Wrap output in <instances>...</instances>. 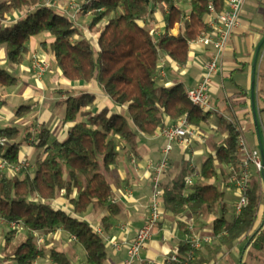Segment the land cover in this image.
Wrapping results in <instances>:
<instances>
[{"label": "trees", "instance_id": "1", "mask_svg": "<svg viewBox=\"0 0 264 264\" xmlns=\"http://www.w3.org/2000/svg\"><path fill=\"white\" fill-rule=\"evenodd\" d=\"M182 1L88 0L81 6L84 12L93 10L87 28L92 30L102 22L96 30L95 49L83 28L56 7L43 5L42 0H0V48L11 66L25 60L32 37L46 32L52 40H44L40 46L52 54L64 78L81 83L95 81L104 95L125 109V113L108 107L93 111L87 107L94 101V94L78 96L60 89L59 93L67 94L61 101L65 103L63 120L73 123L65 139L51 140L44 124H34V132L24 134L18 125L0 127V139L4 140L0 142V157L10 163L20 160V146L30 135L32 145L42 148L41 155L18 174L0 172V218L20 221L25 231L24 240L10 256L16 264H31L41 258L50 264H70L66 254L48 246L45 239L58 229L74 236L82 246L84 264H104V236L79 215L90 206L106 210L109 216L118 212L110 200L113 170L121 150H134L137 137L153 135L166 117L174 122L185 117L200 129L210 118L209 112L203 113L188 100L182 82L167 85L155 78L161 58L179 67L187 64L188 42L209 30L208 3L217 13L224 7V0H187L189 10H185ZM155 8L161 11L164 21L158 36L152 24ZM16 13L20 15L15 17ZM176 26L178 31L173 34ZM17 82L14 73L0 67V107L7 103L6 90ZM30 112L31 106L23 104L15 115L25 118ZM217 120L218 134L225 137L217 141V134L210 135L205 143L213 154L202 162L192 183L184 182L190 173L185 165L178 178L165 187L162 198L166 211L192 215L195 221L211 217L210 240L195 249L180 243L178 261L164 264L215 263L241 237L247 242L242 263L264 264V227L262 217H258L264 199L260 176L252 170L246 192L248 202L240 212L233 211L231 219L225 215L224 191L212 182L220 174L226 176L228 165H237L241 158L238 127L222 115ZM119 140L124 144L120 148ZM109 216L101 221L104 232L111 226ZM16 232L11 229L9 233ZM34 232L44 236L40 245Z\"/></svg>", "mask_w": 264, "mask_h": 264}, {"label": "crops", "instance_id": "2", "mask_svg": "<svg viewBox=\"0 0 264 264\" xmlns=\"http://www.w3.org/2000/svg\"><path fill=\"white\" fill-rule=\"evenodd\" d=\"M66 4L56 2L58 11L69 14H75V18L80 15L81 20L76 24L83 28L85 35L89 38L96 37L98 31L94 34L87 28V23L91 15L80 9L75 12L71 8V4H79L82 6L88 0H68ZM180 5L189 10L187 0L182 1ZM264 10V0H246L242 6L239 26L234 28L229 36L228 42L222 52L219 60V69L214 80H212L211 91L217 92L220 88L223 89L225 102L220 104V107L214 108V112L220 109L228 111L232 115L233 122L238 127L241 136L247 141L251 148H258L264 152V109H262V116L258 117L260 123L254 120L256 114L250 111L248 100L251 97L250 86H253V77L255 75L256 62L264 45V17H261L260 12ZM155 23L153 24L154 32L158 35L164 28V21L161 11L155 8ZM102 22L96 27L100 26ZM178 27L172 29V33L176 34ZM92 36V37H91ZM33 38V37H32ZM31 38V39H32ZM30 39V40H31ZM50 42L52 39H44ZM41 40L40 42L44 41ZM39 42V43H40ZM38 43V41H37ZM37 43L29 46L27 63L24 61L19 64L15 70L18 82L16 85L9 87L5 92V99L7 103L0 107V126L7 123L12 117H17L16 105L22 100H25L31 106V112L28 116H32V121L29 117L18 118L17 121L22 122V128H25L26 133L34 129L28 127L44 124L48 127L51 137L57 140H63L67 136L68 130L72 123L64 122V107L65 103H61L67 98V94L58 90L69 91L72 95L82 96L85 93L95 95L94 101L87 107L93 111H98L107 106L110 111L117 112L123 109V106L113 104L109 98L102 93L95 81L89 83L72 82L63 77L61 70L55 64L54 58L50 52L44 51L40 44ZM212 53V48L194 45L188 50V61L183 67H179L176 63L171 62L167 58H162L165 77L158 79V82H163L171 85L177 82H182L186 79L184 86L187 88L196 84L202 73L201 63L206 55ZM33 55L44 58L49 63L48 70L44 75L37 79L31 71V58ZM25 57V58H26ZM13 90L10 92L9 90ZM54 101L51 104L50 101ZM13 103H15L13 105ZM56 106H59L61 112L56 121L55 112ZM260 108V107H259ZM261 111V109H260ZM254 112V110H253ZM225 113V112H224ZM256 117V116H255ZM54 123H56L54 125ZM174 121L166 117L164 125L173 124ZM217 125V124H216ZM37 126V127H38ZM36 127V128H37ZM203 128V129H202ZM202 131L206 128V124L202 125ZM218 130V125L212 127ZM209 129V127H208ZM24 131V132H25ZM215 134L219 133L214 132ZM207 139L210 134H207ZM225 137L223 133L217 138V141ZM32 135L20 147L19 156H26L29 161L36 160L41 150L33 148L31 141ZM120 146H124L123 142L119 140ZM165 145V138L156 131L153 135H139L136 140L134 150L129 147H124L121 150L119 161L113 170L112 180V196L118 208V212L112 216L104 209L93 208L92 206L79 215L84 221L92 225L94 228L101 226L103 217L109 216L111 226L104 233L109 238L115 240L119 244V248L115 249L109 242H106V258L104 264H123L126 257V246L133 238L136 230L143 224L148 210L147 204L151 194L152 184L150 181L151 165L156 163L160 158L161 149ZM213 151L206 143L194 142L189 149H185L177 143H174L171 156L170 165L162 178L164 187H169L177 178L185 165L190 171V175L198 174L202 162ZM135 157L136 164L130 162V156ZM188 174V175H189ZM187 175V176H188ZM260 184L264 192V174L260 175ZM61 202V201H60ZM61 204V203H60ZM63 205V203H62ZM258 217H262V224L264 227V199L260 207ZM211 217L205 221H195L193 223V231L201 234H208L211 224ZM189 215L185 213H172L165 210L162 199V218L154 229L150 239L146 242L141 251V257L149 264H164L165 258L174 252L185 236ZM65 231L59 229L48 236L46 240H51L59 251H63L70 260V264H84L85 252L83 248H79L71 235L69 240L62 238ZM67 234V233H66ZM68 235V234H67ZM246 238L241 237L234 245V247L220 255L215 263L231 259L232 264H243L246 259L247 247ZM80 257V259H79ZM39 264H50L47 259H39ZM226 262V261H225ZM227 263V262H226ZM228 264V263H227Z\"/></svg>", "mask_w": 264, "mask_h": 264}, {"label": "built area", "instance_id": "3", "mask_svg": "<svg viewBox=\"0 0 264 264\" xmlns=\"http://www.w3.org/2000/svg\"><path fill=\"white\" fill-rule=\"evenodd\" d=\"M246 0H224L223 9L217 13L211 2L208 3V15L206 17V24L208 31L201 32L195 39L188 42V47L194 45H201L212 48V53L206 55L203 59L202 73L195 85L186 89V96L188 100L197 106L203 113H214V108L210 104V86L213 77L218 72L219 60L222 52L228 42L229 36L234 28L239 26V18L242 6ZM45 6L56 7L54 0H42ZM79 12L81 6L79 4H71L70 6ZM93 10H88L86 13L91 15ZM69 17L74 22L76 20L75 14H69ZM75 23V22H74ZM163 59L159 61V68L155 75L156 79H163L165 71L162 65ZM31 71L37 79H40L49 68V63L42 57L33 55L31 58ZM159 133L165 138V145L161 149L160 158L156 163L151 165L150 181L152 184L151 194L147 204V216L143 224L136 230L133 238L126 246V257L123 264H149L141 257V251L146 242L150 239L158 222L162 218V198L165 187L162 184V178L170 165V156L173 149V143H177L185 149H189L191 145L198 141L205 143L207 136L202 129L193 127L185 117L178 119L173 124L163 125L159 129ZM0 139V142H3ZM238 153L240 154V161L237 165L230 164L227 167L226 176H220L225 186H232L234 195L236 197L233 202V211L238 213L246 206L248 199L246 192L249 188V180L254 170L259 176L264 174V152L258 148H251L243 136L238 139ZM130 162L135 165L136 161L133 155L130 156ZM30 166L29 159L24 156L21 157L17 163H10L5 158L0 157V172L7 175L18 174L22 169ZM191 171V170H190ZM198 174L188 175L185 177V184L190 185ZM227 178V179H226ZM114 202V199L110 200ZM194 218L189 216L186 233L182 243L189 245L192 249L199 248L202 243L208 242L210 236L208 234H201L193 231ZM0 224L6 225L9 229L17 231L23 230V225L20 221L7 222L0 218ZM96 233L104 236L106 242H110L115 249L119 248V244L109 238L103 233L100 227L94 228ZM59 230V229H58ZM36 236V243L40 245L43 242L44 236L38 232H34ZM74 240L75 237L71 236ZM166 261H178V248L165 258ZM164 262V263H165ZM31 264H39L34 261Z\"/></svg>", "mask_w": 264, "mask_h": 264}, {"label": "rangeland", "instance_id": "4", "mask_svg": "<svg viewBox=\"0 0 264 264\" xmlns=\"http://www.w3.org/2000/svg\"><path fill=\"white\" fill-rule=\"evenodd\" d=\"M54 1L55 2H57V1L61 2L62 1L60 4H66L67 6H68V3H69L68 0H54ZM74 1H77V0H74ZM57 3H59V2H57ZM260 14H261V17H264V10H262V12H260ZM19 15H20V13H16L15 17H18ZM153 16H154V18L152 19V24H154L155 20H156L155 15H153ZM80 20H81V18H80V15H79L74 22L77 23ZM97 28L100 29V26L93 27L91 32H93L95 34L97 32L96 31ZM155 35L158 36V34L156 32H155ZM49 38L52 39V36L50 34H48L46 32L40 33V34L34 36L29 41L28 46H32L33 44L35 45L37 43V41H38V43H37V45H38V44H40L39 42L41 40L49 39ZM91 41L94 42L93 47L96 49L97 46L95 44L94 37L91 38ZM25 62L26 63L28 62L27 61V57L24 60V63ZM0 67L9 69L14 74H15V70L17 68V66H11L8 63L2 48H0ZM214 77H213V80H214ZM184 84H186V79L184 80ZM211 86H210V92H209L210 104H211V106L213 108H218V107H220V104L222 102H223V104L225 102L223 89L220 88L217 92H212L211 91ZM12 90H13V88L10 89L9 91L11 92ZM250 92H251V97L248 100L250 111H252V114L256 112V114H255L256 117L254 116L253 118H254L255 121L257 120V122L260 123V120H259V117H258L257 113H258V109H259V114L262 116V114H263L262 113L263 112L262 109H264V45L261 47V50H260L258 58H257L256 68H255V75L253 77V86H252V89H251V86H250ZM54 102H55V100L54 101H52V100L50 101L51 104H54ZM14 104L15 103H13V105ZM23 104L25 105V104H28V103L25 100H22L19 103L17 102V104H15L16 105L15 108L17 109L20 105H23ZM57 107L59 108V106H56L55 119H54L55 121L59 117L61 118V116H62V115H60L61 112H60V110ZM103 107H107V106L105 105ZM260 109H261V111H260ZM253 110H254V112H253ZM117 112L125 113V109L124 108L120 109ZM221 115L224 116L227 119H230V120L232 119V115H230V113L228 111H224V110L220 109L218 112L211 113L210 114V118L206 122V128L203 131V133L205 135H207V134H210L211 136L215 135L214 132H217L218 130H214L212 127L213 126H217L216 125L217 122H218L217 118L219 116H221ZM28 117H29L28 118L29 121L33 120L32 116H28ZM18 118H19L18 116L17 117H12L10 120H8L7 123H3V125H1L0 127H4L6 125H12V124L18 125V127L22 129V134H24L25 133L24 132L25 128H22V122L17 121ZM32 123H34V122L32 121ZM66 123H71V122H66ZM55 124L56 123H54V125ZM72 126H73V123H72ZM208 127H209V129H208ZM30 128H32V127L29 126L28 129H30ZM217 136L219 137L218 133H217ZM53 139L54 138L51 137V140H53ZM35 142H36V138H35ZM174 143H173V146H174ZM22 145L20 147H23ZM33 148L37 149L38 151L42 150L41 147H37L36 148V146H34V145H33ZM33 161H31V162H33ZM178 174H180V173H178ZM220 175L223 176V174H220ZM178 176H177V178H178ZM222 179L220 178V176H218V178L212 179V182H214L216 185H218L224 191V198L223 199H224V201L226 203V207H227V211H226L225 215H226V217L228 219H231L233 217V202L235 201L236 197L234 195L233 187L232 186L231 187L230 186H225L224 185V181ZM209 229H210V227H209ZM10 231H11V229H9L7 226L0 224V264H16V262L13 261L10 258V256L12 255V253L15 251V249L20 245V243L25 238V231L24 230H19L15 234H10L9 233ZM67 234L64 233L62 235V238L68 241L70 238H69V234L68 235ZM6 237L9 238L7 241H6ZM5 242H7V243L5 244ZM47 242H48V246H54V245L51 244V240L48 239ZM74 244H76L79 248H82V246L78 242L74 243ZM79 259H80V257H79ZM225 261L228 264H232L230 262L231 261L230 258H228ZM225 261H224V263L222 261V262H220L218 264H227Z\"/></svg>", "mask_w": 264, "mask_h": 264}]
</instances>
